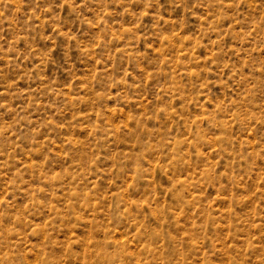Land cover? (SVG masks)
Listing matches in <instances>:
<instances>
[{"label": "rangeland", "instance_id": "obj_1", "mask_svg": "<svg viewBox=\"0 0 264 264\" xmlns=\"http://www.w3.org/2000/svg\"><path fill=\"white\" fill-rule=\"evenodd\" d=\"M0 264H264V0H0Z\"/></svg>", "mask_w": 264, "mask_h": 264}]
</instances>
